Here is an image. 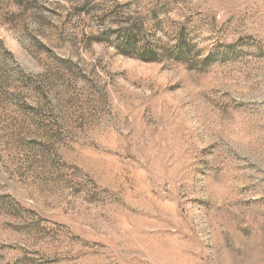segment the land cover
<instances>
[{
	"label": "rangeland",
	"instance_id": "rangeland-1",
	"mask_svg": "<svg viewBox=\"0 0 264 264\" xmlns=\"http://www.w3.org/2000/svg\"><path fill=\"white\" fill-rule=\"evenodd\" d=\"M0 264H264V0H0Z\"/></svg>",
	"mask_w": 264,
	"mask_h": 264
},
{
	"label": "trees",
	"instance_id": "trees-1",
	"mask_svg": "<svg viewBox=\"0 0 264 264\" xmlns=\"http://www.w3.org/2000/svg\"><path fill=\"white\" fill-rule=\"evenodd\" d=\"M123 39H122V43H121V47H123V49H120V53H122L123 55L126 56H132L130 53V50L136 48L135 46H137L138 44V39L137 36L134 34L133 31H127L126 33L123 34ZM184 44L179 43L177 48H180V56L184 57L186 56V51L184 50L183 47ZM144 53L141 56L142 59H144L145 61H155L157 59V51L155 50V47L153 45H150L148 48L143 49Z\"/></svg>",
	"mask_w": 264,
	"mask_h": 264
}]
</instances>
